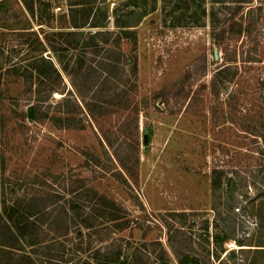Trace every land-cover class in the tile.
Here are the masks:
<instances>
[{
    "label": "rangeland",
    "instance_id": "374dc122",
    "mask_svg": "<svg viewBox=\"0 0 264 264\" xmlns=\"http://www.w3.org/2000/svg\"><path fill=\"white\" fill-rule=\"evenodd\" d=\"M245 1L0 0L3 219L38 197L46 239L90 220L77 264H158L155 240L180 264L169 232L187 264H264V0ZM224 66L234 79L216 96ZM225 162L241 172L213 197Z\"/></svg>",
    "mask_w": 264,
    "mask_h": 264
},
{
    "label": "trees",
    "instance_id": "16d2710c",
    "mask_svg": "<svg viewBox=\"0 0 264 264\" xmlns=\"http://www.w3.org/2000/svg\"><path fill=\"white\" fill-rule=\"evenodd\" d=\"M236 2L240 4L246 1L236 0ZM89 3L90 2L83 1L80 3H73L72 5L83 4L84 6L81 10H88L89 6H87L86 4ZM86 23V20H83L81 24L76 25L75 27H83L86 25ZM98 33H96V35ZM230 67L231 66L222 67L213 77L212 89L216 96H219L222 90L224 91L228 87L229 83H231L234 79L230 75V69H232ZM232 75H234V73H232ZM260 84L264 86V80ZM203 87H205V85H203ZM241 91L242 87H239L237 88V91L235 93L240 94ZM234 96L235 95H232V97ZM32 106L33 107L31 108V112L28 113V116L31 118L35 117L34 111L38 108V104H33ZM143 143L145 144L144 140ZM237 168L229 167L226 162L224 164L217 163L216 165H214L211 175L213 197H216L218 195L219 190L223 188L224 191V189L229 186L230 173L239 174L241 172V168ZM229 169L232 170V172L229 171ZM249 178L248 176L244 177L240 186H256L255 180L252 177L251 180ZM258 201L260 206L264 205V193L259 197ZM45 209L46 207L44 205V202L40 198L34 197L30 201L29 206H27L24 211H21V213H24L27 216L26 218L17 219V221H11L10 218H13L14 216V214H12L9 218V220L12 222L10 223L8 220L3 219L2 213L0 212V253L6 256L5 260L0 262V264H58L57 262L59 260L63 263L71 261L74 262V264H77L75 263V260L79 255H82L86 252L90 254L93 233H91V231L86 232L85 230L93 229L94 227H96V225L90 222V220L88 219L83 220L81 223L77 222V228L75 229V237L71 238L68 237V229L70 228V226L68 224H64L63 232L57 234V236H54L53 238L46 239L44 234L40 232L41 225H43L41 218L34 219L33 217L41 216L43 212H45ZM27 211L29 212L28 215ZM117 219L118 218H116V216H113V218H111L110 220L117 221ZM54 224L55 223L53 221L50 224L51 227ZM116 226H120V224L107 228L105 227L102 230L109 231L112 227ZM99 230L97 228L94 233L99 232ZM177 230L179 231L178 228ZM95 239L96 238H94V240ZM122 239V237L113 238L112 233L110 232L107 233L105 236L101 237L99 240L101 242H109V244H106L105 247L109 249V252L111 254H114L113 256L118 259L123 248ZM143 246L158 247V264L170 263V252L166 249V246H164V244L160 240L149 241L148 243L145 242ZM167 247H169L173 254L175 253L180 264H187L186 258L188 256L185 255L184 251L176 249V246L174 244V236L170 232L167 235ZM135 249V254H139L138 248ZM54 250H59L58 256L54 255ZM101 250V248H97L95 250L96 252L93 251V253L98 254L101 252ZM15 253L18 254V257L16 259H14L15 257H13ZM40 255L47 257V260L44 262L43 259L40 258ZM57 257H59V259H57ZM89 257L83 260V264H94V262H92ZM80 259H82V257ZM56 260L58 261L56 262ZM77 261L79 260H76V262ZM200 262L201 261L197 259L195 263L200 264Z\"/></svg>",
    "mask_w": 264,
    "mask_h": 264
},
{
    "label": "water",
    "instance_id": "95a60500",
    "mask_svg": "<svg viewBox=\"0 0 264 264\" xmlns=\"http://www.w3.org/2000/svg\"><path fill=\"white\" fill-rule=\"evenodd\" d=\"M144 142H145V144H147V142H148V136L147 135L144 136Z\"/></svg>",
    "mask_w": 264,
    "mask_h": 264
}]
</instances>
